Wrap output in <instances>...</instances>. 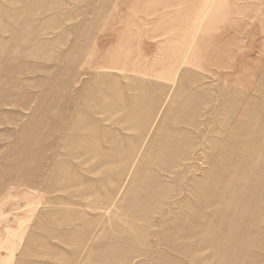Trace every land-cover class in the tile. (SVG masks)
<instances>
[{
	"label": "rangeland",
	"instance_id": "374dc122",
	"mask_svg": "<svg viewBox=\"0 0 264 264\" xmlns=\"http://www.w3.org/2000/svg\"><path fill=\"white\" fill-rule=\"evenodd\" d=\"M97 178L106 264H264V0H0V264H70L35 227Z\"/></svg>",
	"mask_w": 264,
	"mask_h": 264
},
{
	"label": "crops",
	"instance_id": "0c3cea01",
	"mask_svg": "<svg viewBox=\"0 0 264 264\" xmlns=\"http://www.w3.org/2000/svg\"><path fill=\"white\" fill-rule=\"evenodd\" d=\"M181 74H183V76L180 79L178 86L179 88L184 87L186 89L188 82L185 83L184 81L190 80L188 78L192 76L187 71ZM137 81L138 80L135 79L132 82V84L134 83L133 85L134 86L136 85L138 88H145L139 86L141 85V82L139 81L137 82ZM195 84L196 81L188 85L187 88H191V90L186 89L188 90V94H189L187 100L193 98L194 92L201 91V89L204 88V87H198L197 85L195 86ZM200 85L204 86L202 84ZM120 86L121 85H119V87ZM227 90L228 92L230 90V94L232 93L231 85L226 87V92ZM179 93L181 92L179 91ZM142 99H144L143 100L144 102L147 100L145 94L142 97ZM137 102H139V99L136 98L135 103L132 104L134 106L133 107L134 109L130 110V113L132 115L130 116L128 115L127 118L123 119V121H128V123H131V126L128 129L129 131L137 129L138 122H140V117L142 116L140 112L136 110V108L141 107V104ZM185 107H186V103L181 104V108H185ZM170 112H172V108L170 109ZM159 124L160 127H157L155 130L156 135H154L153 138H151L150 144L147 143L148 145H146L150 149L148 153L150 152L151 154L153 153L161 154L162 152H164L162 150L163 147L165 148L167 147L168 149H171L170 151L166 150L165 152L167 153L168 152L190 153V151L187 150H189L191 147L197 146V144L194 142L195 139L193 136L177 137V136H173V134L175 133L170 134L172 137H170L167 143L165 144V140L163 138L169 134H166V132L165 133L160 132L162 131V126L165 125V122H160ZM84 129L89 130L86 129L85 127ZM160 143L161 145H157ZM155 147L160 149L154 151L152 148ZM143 153L144 155L148 154V153L146 154V152ZM101 186L104 188L103 194L101 192ZM92 188H94V190H92ZM116 191L117 190H115L113 195L109 197L106 213L102 209L103 204L105 207V195H106L105 185H103L102 179L99 178H97L95 180V183L92 184L89 194L87 195L88 196L87 198H85V196L83 195V197L81 198L82 200L75 199L76 201H72V200L69 201L65 199L63 201H59L56 198L49 199L46 209L48 212L46 211L45 213L46 216H43L46 217V219L48 220L47 225L44 227L42 226L35 227V229L36 230L42 229L43 231L48 232L47 234L50 235L51 238L56 239L58 240V243H62L64 246L69 247L70 250H72L71 256L67 254V251L65 252L64 250H61L59 248H54L50 250H37L38 253L37 255H40L39 257H41L43 256V254L45 253L49 254L50 252L51 257L48 258L50 261L67 260L69 261L70 264H73L74 257H72V254L75 251V247L78 246L80 247L79 253L78 255L75 256L78 258L75 260L74 264H106L104 262V260L106 259V258L104 259V254L107 252L108 249L107 248L108 245L106 244L107 237L108 235L110 236V234L112 233L115 238H118V236L121 233V225H120L121 215L120 212L118 215L119 206L117 207L115 201ZM120 208L121 205L119 209ZM99 212L101 214H99ZM118 245L119 242L117 241L113 243V246L115 248ZM31 250L32 249L30 248H25L23 250L22 252L23 259L22 261H20L19 264H25L26 262H30L31 258H29L30 257L29 254L32 252Z\"/></svg>",
	"mask_w": 264,
	"mask_h": 264
},
{
	"label": "bare ground",
	"instance_id": "6f19581e",
	"mask_svg": "<svg viewBox=\"0 0 264 264\" xmlns=\"http://www.w3.org/2000/svg\"><path fill=\"white\" fill-rule=\"evenodd\" d=\"M28 2V1H27ZM42 8V7H41ZM31 77V76H30ZM5 103V102H4ZM149 186V185H148Z\"/></svg>",
	"mask_w": 264,
	"mask_h": 264
}]
</instances>
